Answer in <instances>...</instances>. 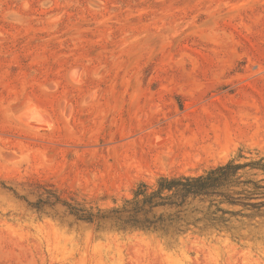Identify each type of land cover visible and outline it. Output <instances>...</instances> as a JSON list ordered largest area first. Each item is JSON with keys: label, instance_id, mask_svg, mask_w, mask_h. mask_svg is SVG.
<instances>
[{"label": "rangeland", "instance_id": "1", "mask_svg": "<svg viewBox=\"0 0 264 264\" xmlns=\"http://www.w3.org/2000/svg\"><path fill=\"white\" fill-rule=\"evenodd\" d=\"M264 154V0H0V264H264V226L76 221L140 180Z\"/></svg>", "mask_w": 264, "mask_h": 264}, {"label": "trees", "instance_id": "2", "mask_svg": "<svg viewBox=\"0 0 264 264\" xmlns=\"http://www.w3.org/2000/svg\"><path fill=\"white\" fill-rule=\"evenodd\" d=\"M44 189L30 205H62L76 221L109 227L117 232L144 231L179 237L200 225L219 231H243L264 226V154L240 148L227 162L195 175H160L153 182L140 180L131 196L102 207L86 198L62 196Z\"/></svg>", "mask_w": 264, "mask_h": 264}]
</instances>
